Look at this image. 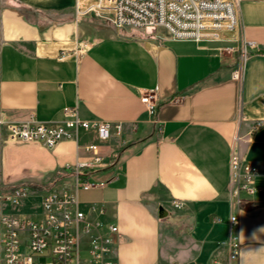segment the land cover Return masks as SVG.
Here are the masks:
<instances>
[{
	"label": "crops",
	"instance_id": "obj_1",
	"mask_svg": "<svg viewBox=\"0 0 264 264\" xmlns=\"http://www.w3.org/2000/svg\"><path fill=\"white\" fill-rule=\"evenodd\" d=\"M106 21L79 14L77 0H0L2 182H46L93 163L88 147L97 145L91 181L105 185L76 194L90 221L118 227L115 264H264V193L234 198L231 181L237 135L243 158L264 166V0H243L226 35L256 45L244 59L222 50L227 39H174ZM147 91L157 96L153 114L141 101ZM67 108L123 130L106 140L82 130L53 148L6 139L8 124H56ZM231 234L241 244L235 260Z\"/></svg>",
	"mask_w": 264,
	"mask_h": 264
},
{
	"label": "built area",
	"instance_id": "obj_2",
	"mask_svg": "<svg viewBox=\"0 0 264 264\" xmlns=\"http://www.w3.org/2000/svg\"><path fill=\"white\" fill-rule=\"evenodd\" d=\"M243 0H77V12L82 15L95 13L110 21L118 29L142 31L165 29L174 39L223 40L225 34L234 32L239 24ZM254 43H244L241 58L254 49ZM221 51V49H219ZM225 52H235L225 47ZM239 77V69L233 73ZM144 103L151 114L158 104L153 91L143 94ZM181 97L171 100L179 104ZM261 127L255 124L249 132L252 136ZM2 123L0 120V136ZM95 131L101 140L111 132L121 133L123 125L105 121H85L73 108L64 111L63 121L56 124L38 123L29 120L6 126L9 141L37 142L48 148L63 140L72 139L79 131ZM240 137L233 141L231 155L232 196L239 198L242 192L250 196L264 193V166H258L243 158L239 150ZM89 151L96 156L93 163H78L63 168V175L48 187L24 181L5 184L0 178V264H115L116 225L90 221L81 206L76 191L89 190L104 183L91 181L96 165L102 162L98 146L90 145ZM64 179L73 180V188L59 186ZM261 181V182H258ZM30 195L40 199L41 213L32 216L10 214L3 206L17 205ZM177 209L181 202H175ZM171 221H180L171 217ZM219 221V220H217ZM237 224L236 216L230 218ZM230 259L238 258L241 244L237 235L230 236Z\"/></svg>",
	"mask_w": 264,
	"mask_h": 264
},
{
	"label": "rangeland",
	"instance_id": "obj_3",
	"mask_svg": "<svg viewBox=\"0 0 264 264\" xmlns=\"http://www.w3.org/2000/svg\"><path fill=\"white\" fill-rule=\"evenodd\" d=\"M106 23L110 26H113L114 28H117L115 25H113L111 22H107ZM158 29V28H157ZM157 29H147V30H142L139 32H149V31H156ZM163 29V28H162ZM123 30H128V29H123ZM131 31V30H128ZM167 32V31H166ZM226 35L229 34H225L224 39H227ZM223 39V40H224ZM228 41H230V43H228L227 47H233L235 52H232V54H237L238 56H241V42L239 41V39H227ZM225 53H229V52H225ZM1 180L4 182V177L1 176ZM38 182H42V181H38ZM3 209L5 212L10 213V214H15V215H25V216H32L35 217L36 215H39L41 212L40 209V199L38 196L36 195H30L27 198H25L24 200H22L19 204L17 205H4Z\"/></svg>",
	"mask_w": 264,
	"mask_h": 264
},
{
	"label": "trees",
	"instance_id": "obj_4",
	"mask_svg": "<svg viewBox=\"0 0 264 264\" xmlns=\"http://www.w3.org/2000/svg\"><path fill=\"white\" fill-rule=\"evenodd\" d=\"M63 171H64V169H59L55 174H53L50 178H49V180L48 181H46V182H38V181H36V180H29V181H27V182H30V183H32V184H34V185H37V186H44V187H48V183H51V182H53L54 180H56V179H58L60 176H62L63 175Z\"/></svg>",
	"mask_w": 264,
	"mask_h": 264
},
{
	"label": "water",
	"instance_id": "obj_5",
	"mask_svg": "<svg viewBox=\"0 0 264 264\" xmlns=\"http://www.w3.org/2000/svg\"><path fill=\"white\" fill-rule=\"evenodd\" d=\"M167 215V212L161 207L160 209H159V216L161 217V218H163V217H165Z\"/></svg>",
	"mask_w": 264,
	"mask_h": 264
}]
</instances>
